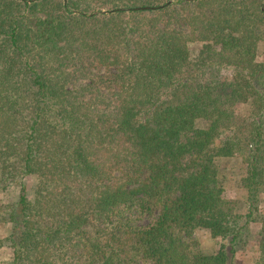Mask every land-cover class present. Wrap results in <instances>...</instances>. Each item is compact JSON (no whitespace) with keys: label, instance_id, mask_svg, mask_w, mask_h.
Instances as JSON below:
<instances>
[{"label":"trees","instance_id":"obj_1","mask_svg":"<svg viewBox=\"0 0 264 264\" xmlns=\"http://www.w3.org/2000/svg\"><path fill=\"white\" fill-rule=\"evenodd\" d=\"M263 3L0 0V264H264Z\"/></svg>","mask_w":264,"mask_h":264},{"label":"rangeland","instance_id":"obj_2","mask_svg":"<svg viewBox=\"0 0 264 264\" xmlns=\"http://www.w3.org/2000/svg\"><path fill=\"white\" fill-rule=\"evenodd\" d=\"M263 7H264V3H263L262 8ZM249 38L250 36H248V40ZM250 41H253V40H250ZM199 47H200L199 42L190 43V49L192 52H196ZM261 57H264V54ZM231 73H232V70L229 68H225V67H221L218 70V76L221 78L230 77ZM236 109L238 112H243L242 103H238L236 105ZM218 171L224 182V186L226 189L225 193H227L228 195L234 196L237 201V210L240 213H245L247 210L246 195H245L243 188L239 184V179L244 171V165L241 163L239 159L222 158L218 160ZM25 182L27 185L26 193L30 198H32L34 196V191H35V187L37 184V176L35 174L30 175L26 177ZM17 192H18V187H10L6 189L5 191L4 190L2 191L0 189V199L6 200V199L14 198L16 197ZM146 220L147 218H142V222H145ZM5 233H6V228L2 229V226H0V237L1 235L3 236ZM256 233H257V230L253 226H250L247 229V231L244 234L245 242L241 243V246H244V249H249L250 245L254 244V242L256 241ZM192 237L198 240L199 247L206 252H209L210 250H212L213 245L216 243V239L213 238L210 235L209 231L205 228L194 229L192 233ZM3 242L0 243V247L3 244ZM258 255L259 254L255 252L254 250H252V247H251V250L242 254L241 255L242 257L237 258V260L239 262L241 261L240 264H244V263L248 264L252 262L253 260L257 259ZM5 256H6L5 250L0 248V258L5 257Z\"/></svg>","mask_w":264,"mask_h":264},{"label":"water","instance_id":"obj_3","mask_svg":"<svg viewBox=\"0 0 264 264\" xmlns=\"http://www.w3.org/2000/svg\"><path fill=\"white\" fill-rule=\"evenodd\" d=\"M168 1H172V0H168ZM263 9H264V7H263ZM104 11H106V10H104Z\"/></svg>","mask_w":264,"mask_h":264}]
</instances>
